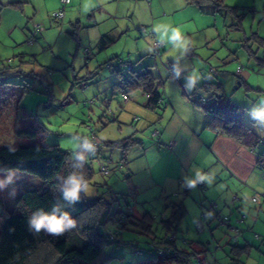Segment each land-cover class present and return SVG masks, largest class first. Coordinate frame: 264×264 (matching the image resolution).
I'll use <instances>...</instances> for the list:
<instances>
[{
    "label": "rangeland",
    "instance_id": "1",
    "mask_svg": "<svg viewBox=\"0 0 264 264\" xmlns=\"http://www.w3.org/2000/svg\"><path fill=\"white\" fill-rule=\"evenodd\" d=\"M10 2L25 4L21 8L4 6ZM164 3L172 14L164 20L157 21V26L162 31L175 27L182 29L189 38V45L187 51L173 53L171 46L167 45L165 50L164 44L161 55L155 57L151 39L142 36L139 30L144 25L149 34L155 32L157 26H152L150 21L143 23V20L135 19V28L131 27L124 37L119 39L117 34L123 30V25L116 21H104L96 12L95 20L88 17L91 14L89 7L79 10L75 5L68 6L65 13L67 17L57 21L53 16L61 8V3L55 0H0V74H2L0 77L8 78L11 84L7 86L12 95L17 94L18 92H15L23 86H32V90L23 98L20 110L28 112L34 120L46 126L41 136L33 138L17 135L9 123H4L0 127V146H30L43 143L59 145L63 150L76 152L84 140L89 141L94 135L100 141L119 140L129 137L134 132L135 138H150L152 131L147 124L148 119L142 114L136 115L137 119H135V113H127L128 109L124 112L119 106L120 103H125L120 87L113 88L114 81L118 79L113 72L114 69L119 67L120 62L128 61L136 72L149 68L154 76L160 77V81L164 82L159 88L162 94L167 91L171 95L179 93L183 96L185 93L189 97L192 89L189 91L187 86L192 81H195L196 85L222 82L225 90L219 107L226 105L233 109L244 108L245 123L264 140V122L253 115L254 111L264 110V66L259 64L261 63L259 60L250 57L244 46L248 44L253 53L258 52L257 57L260 60L264 59V47L260 45L261 40L256 39L257 35L264 39V0H225L227 7L216 12L209 3L204 4L203 7L189 4L185 0L182 2L168 0ZM79 11L82 12L80 15H78ZM78 19L82 27L92 23H97V26L76 30L73 24ZM35 25H40L41 31L33 38ZM75 31H78L80 37L79 46L78 41L71 37V33ZM110 31H114L112 34L115 38L117 36L116 42L100 52L98 43L101 37ZM155 40H157L156 36ZM116 57L121 58V61ZM172 64L184 73L180 81L171 72ZM127 70L128 66L122 69L123 74H126ZM212 70L218 71V75L211 78ZM93 74L95 77L87 81L85 86L82 82L83 78ZM240 78L245 79L252 89L240 86ZM76 80L81 83L76 85ZM92 86L100 88L101 91H96ZM106 86L114 89V95L111 94L109 97L112 100V108H104L107 115L104 120L102 103L107 97L104 94L100 97L99 93L104 92ZM112 113L117 114L116 120L113 119ZM75 145L79 147H74ZM259 149L263 150L264 147L260 146ZM106 151L111 153L108 148L104 152ZM113 152L115 155L110 162L109 175L103 176L100 173V163L106 159L92 160L96 171L95 183L101 185L107 183L112 189L100 187L105 191L101 190L97 195L96 191L99 189L91 184L90 194L86 195L89 199L104 195L112 200L117 197L113 191L128 194L126 178L130 173L127 168L121 171L120 150L114 149ZM26 177L36 179L42 186L38 178L16 172L11 183L18 187L15 192L23 190L28 182ZM202 182L205 183L203 180ZM195 186L201 187L197 181ZM202 190L205 192V189ZM256 194L258 193L254 195ZM202 195L205 196L203 193ZM147 196L146 199H143V195L140 198L136 192L134 196L136 198L130 202L137 218L143 219L148 213L154 218V236L149 237L131 227L124 229L120 243L109 244L106 247V254L113 258L106 264H143L147 258L136 253L135 248L147 252L153 249L151 237H154L157 243L164 236L160 223L172 212L169 206L171 200L156 199V195L152 193ZM252 196L248 197V200ZM189 198L194 199L192 196ZM10 199L11 201H6V204L8 209L13 210L16 204L12 197ZM237 201L246 207L249 205L247 199ZM211 203L220 207V203L213 199H204L201 202V206L204 204L202 209L196 203V208L188 206L190 211L193 209L200 211V219L198 221L192 219V212L187 215L179 227L175 241L177 245L182 246L186 240L194 242L203 240L205 243H200L203 245L199 249L190 246L185 249L188 252L198 250L197 259L203 264H233L230 257L231 245L228 243L234 235L228 231V228L219 225L213 227L215 233L213 239L206 224L210 216L205 220L203 213L201 214L205 212L207 215H215ZM116 207L115 205L114 209ZM123 208H125L124 204ZM126 211L128 214L133 213L132 208ZM242 214L247 215L245 212ZM125 216L128 215H123ZM199 225L201 228L203 226L205 231L199 230L197 227ZM241 244H244L243 239L239 241V245ZM197 259L193 260L192 264H198ZM248 259L244 257L241 260L242 264H253ZM150 264L178 263L155 260Z\"/></svg>",
    "mask_w": 264,
    "mask_h": 264
},
{
    "label": "crops",
    "instance_id": "2",
    "mask_svg": "<svg viewBox=\"0 0 264 264\" xmlns=\"http://www.w3.org/2000/svg\"><path fill=\"white\" fill-rule=\"evenodd\" d=\"M55 1L60 3V0ZM165 1L167 2L168 0H72L69 6L75 5V8L79 10L89 7L91 14L88 17L94 20L96 12L102 16L101 18L104 21H116L121 23L123 25V30L121 32L119 31L117 34L118 38L121 39L131 27L135 28V19H137V21L143 20V23H148V21H150L152 26L156 27L157 21L164 20L168 16H171L172 12L167 10V6L164 3ZM179 1L182 2V0ZM185 2L195 4L191 2V0H185ZM14 3L20 4V8L25 4L24 2ZM10 4H12V2L4 6L9 7ZM80 13L82 12L79 11L78 15H80ZM73 26L76 30L86 29L96 27L97 23L82 27L78 19ZM112 33H114V31H110V33L101 37L98 43V50H100V52L109 48L116 42L115 39H117V36L115 38ZM152 33L153 35L149 36V38L153 42L156 33L154 31H152ZM103 38H106L105 45H101V40ZM166 48L167 44H165V50ZM116 58L121 61V58ZM123 63L128 64L127 66L135 71L133 65L129 61ZM149 70L151 71V69ZM175 71L180 72L182 75L184 74L177 69L175 64H172V74H175ZM114 74L118 79L114 81L113 88L117 86L118 80H120L119 76L116 73ZM1 75L2 74H0V76ZM182 75H180V78L176 76L179 81ZM91 76L92 75L88 77ZM86 78H83L82 82L86 81ZM0 81V127L4 123H9L17 134L16 120L19 116L18 104H22L23 98L27 93L24 94V90L21 88L15 92H18L17 94L12 95L7 86V84L10 83L8 78L0 77ZM77 81L79 80H76L75 83H81ZM162 83L164 84V82ZM239 83L240 86H246L252 89L245 79L240 78ZM84 84L87 86L86 82H84ZM92 87H94L96 91L98 90V92L101 91L100 88L95 86ZM113 88L110 89L106 86L104 92L99 93L100 97H102L103 94L107 97L102 103V118L104 120L107 117L104 108H112V100L109 97L111 94L114 95ZM119 90L122 91L121 87ZM128 97V101H124V104L123 102L122 104L120 103L119 106H121L123 111L128 109V111L126 110L127 113H135V119H137L136 115H144L148 119L147 124L151 127L150 130L152 131L150 138L147 139L135 138V132L129 136L140 140V143L128 151L124 161L123 151L118 149L121 152V171L123 168H127L139 197L142 198L143 195L145 197H143V199H146L148 198L147 194L152 193L156 195L155 198L159 200L162 198L171 201L183 200L187 215L192 212V219L196 221L200 219V211L198 209L190 211L189 205L192 208H196V203L202 209L204 208V204H202V207L201 202L204 199L218 201L220 207H217L215 215L211 216L209 214L207 215L205 212H201L205 220L210 216V218L206 220V222H208L206 224H208V230L212 238L215 239L213 227L219 226V215L229 216L232 225H237L239 228H244L245 226V228L243 229L242 236H240L238 240H234L235 233L229 226H223L228 228V231L234 235L231 242L228 244H239V241L243 239L244 244L240 246L250 244L257 248V250L254 249L251 251L248 260L250 262L252 261L253 264H264V203L255 206L248 200V197L255 193H262V202H264V172L258 168L257 164L258 152L260 149L255 151L250 150L240 142V131H227L220 121H212L211 114L205 110L204 106L197 105L199 96L189 98L185 93H183V96L179 93L171 95L165 91L164 94L161 93L159 106L155 110H150L147 107L149 97L143 92H130L128 93ZM199 103L203 104V101ZM112 117L116 120L117 114L112 113ZM94 137L95 139H93V137L91 139L95 149L92 156L98 160L106 159L109 162H111L113 155H115L113 152L114 149L104 146V144L129 138L100 141L96 135H94ZM96 144H98L99 147H97ZM106 148L111 150V153L107 151V153L104 152ZM104 155L109 156L106 157ZM198 174L206 177V179L203 180L205 182L204 187L201 186L197 188L195 184H189V181L196 180ZM6 175V173L0 172V180L4 179ZM25 179L28 182L25 184L23 190L15 192L16 189L18 190V187L14 186V184H8L4 188H0V195L5 202L8 200L11 201L10 197H12L16 204L19 195L24 191L43 186L32 177H26ZM199 181L202 180H197V183ZM95 186L99 189L96 191L97 195H99L101 190L105 191V189H101L100 187L103 188V186H105V188L112 189L109 188L110 186L107 183L103 185L96 183ZM191 189L192 191H190ZM202 189H205V192H203ZM113 193L121 194L114 191ZM202 193L205 194V198L202 197ZM189 196H192L194 199H190ZM239 199H241V201L247 199L249 205L246 207L240 204L241 202L237 201ZM132 209L133 215L135 216L136 212L134 207ZM244 212L247 213V218L243 223H239L241 214ZM203 228L202 226V229ZM256 234L260 235L262 240H258L255 237ZM184 242L182 246L177 245L178 248L186 250L185 247L190 246V248L195 247L199 249V247L203 245L200 244L203 240L202 242L189 240ZM183 244L185 246H183ZM194 252L198 253V250H194ZM231 262L235 264L232 259Z\"/></svg>",
    "mask_w": 264,
    "mask_h": 264
},
{
    "label": "trees",
    "instance_id": "3",
    "mask_svg": "<svg viewBox=\"0 0 264 264\" xmlns=\"http://www.w3.org/2000/svg\"><path fill=\"white\" fill-rule=\"evenodd\" d=\"M192 2L200 7L209 3L213 5L215 12L227 7L225 0H192ZM19 5L17 3L10 4L13 7H19ZM71 37L78 41L77 45L79 46L78 31L72 32ZM256 39L261 40L260 45L264 47V39L259 38L258 35ZM105 44L106 38H103L101 45ZM244 46L250 57L259 60L261 62L259 64L264 66V59L260 60L257 57L258 52L257 54L253 53L248 44ZM129 68L128 66L126 74H123L122 69H114V73L119 76L120 80H128L124 87L126 93H145L149 97L147 107L150 110L157 109L161 100L159 88L163 85L160 78L154 76L149 68L141 72ZM175 74L178 78L182 75L177 71ZM94 77L93 74L84 82L92 80ZM117 86L121 87L120 82ZM192 89L189 98L199 96L198 101H203V104L197 101V105L204 106L205 110L211 114L212 121H220L227 131H240V142L250 150L255 151L260 146L264 147V140L259 138L253 129L245 123L244 108L233 109L226 105L219 107L225 90L222 82L195 85ZM23 90L26 94L32 88L28 89L27 86H23ZM20 109L19 103V116L16 120L17 135L33 138L41 136L43 130H46V126L34 120L28 112H21ZM85 142L84 140L76 152L63 150L59 145L43 143L30 146L0 147V169H11L15 172L30 174L38 178L43 185L41 188L26 190L20 194L13 210L8 209L6 202L0 195V264H106L113 259L106 254V247L109 244H119L124 229L131 227L140 230L149 237L154 236L155 220L149 213L140 219L135 217L133 213L128 214L126 211L133 208L130 200L136 198H134L136 187L130 176L126 178L128 194H117V197L112 200L107 199L104 195L89 199L83 192L80 195V200L75 203H69L63 199L64 180L71 174L83 176L90 185L96 184V171L92 165V160L95 157L92 156L93 151H86L83 148ZM87 142L93 145V141ZM139 143L140 140L129 137L121 141L107 142L104 146L122 150L124 161L128 151ZM80 154L86 157L84 161L78 158ZM257 164L258 168L264 172V149L258 152ZM57 203L61 212L70 213L76 222V226L60 236H53L43 231L39 234L31 232L28 228V218L32 212L39 208L51 212L52 206ZM123 204L125 208H123ZM115 205L117 206L116 209H114ZM169 206L172 208L170 216L160 223L164 232L160 241L155 243L156 239L151 237L153 249L147 252L135 248L136 253L146 256L147 259L143 264H150L155 260L192 264L193 260L197 259L198 253L178 248L175 241L179 227L187 216L183 200L171 201ZM126 214L128 216L123 217ZM171 236L175 239L170 242ZM229 245H231L230 257L235 264H242L241 260L244 257L249 258L251 251L257 250L250 244L244 246ZM160 250H164L162 255H158ZM201 264H203L202 261Z\"/></svg>",
    "mask_w": 264,
    "mask_h": 264
},
{
    "label": "clouds",
    "instance_id": "4",
    "mask_svg": "<svg viewBox=\"0 0 264 264\" xmlns=\"http://www.w3.org/2000/svg\"><path fill=\"white\" fill-rule=\"evenodd\" d=\"M156 39L160 44L170 45L173 53L187 51L189 45V38L184 34L182 29L175 27L171 29H164L163 31L159 26L155 28ZM149 50H151L149 48ZM195 86V81L189 83L188 90L190 91ZM253 115L260 121L264 122V110L254 111ZM74 147H79L75 145ZM83 148L86 151H94V146L85 142ZM81 161H84L86 157L80 154L78 157ZM82 166V165H81ZM2 172H6L5 179L0 180V188H4L6 185L13 183V177L16 172L11 169H0ZM206 177L197 175L196 180L189 181L190 185H194L197 180H204ZM90 184L85 181L83 176L77 174H71L64 180L63 186V199L69 203H75L80 200L81 193L85 195L90 194ZM15 191V189H14ZM76 226V222L72 219L70 213L61 212L59 204L52 206V211H45L43 208H39L28 218V228L34 234H39L41 231L53 235L60 236L65 232H69Z\"/></svg>",
    "mask_w": 264,
    "mask_h": 264
},
{
    "label": "built area",
    "instance_id": "5",
    "mask_svg": "<svg viewBox=\"0 0 264 264\" xmlns=\"http://www.w3.org/2000/svg\"><path fill=\"white\" fill-rule=\"evenodd\" d=\"M60 3H61V8L53 16L54 19L57 20V21H60V20H62L64 18L65 13H66V9L71 4V0H61ZM139 30H140L142 36L149 37V36L153 35L152 32L149 34L148 29L146 27H144V26L141 27ZM40 31H41L40 25H35V31L33 32V38H35ZM152 45H153V48H154V56L155 57L160 56L161 53H162V50L164 49V44H160L158 42V40L154 39V41L152 42ZM117 68L118 69H123V68H125V64L123 62H120V65ZM217 72L218 71L212 70L211 73H210L211 78L217 76L218 75ZM127 82H128L127 79L120 80L121 90H122L120 93L122 94L123 99L125 101H128V98H129L128 94L126 93V90L124 89V87H125ZM27 87H28V89L32 88L31 85H27ZM93 139H95L94 136H93ZM96 146L99 147L98 144H96ZM110 172H111V170H110V162L109 161L108 162L101 161V163H100V173H101V175H103V176L109 175ZM198 184L200 186L204 185V183L202 181H199ZM262 199H263V195L256 194V195L252 196L249 201H250V203H252L254 205H260L262 203ZM211 209L213 210L214 213H216L215 210H217V205L215 203H211ZM246 218H247L246 215L242 214L241 218L239 220V223H243L246 220ZM219 225L220 226H229L230 229L235 233L234 240H238V237L242 233V229H240L237 225H232L231 224L230 218L228 216L219 215ZM198 229L199 230L202 229L200 227V225L198 226ZM255 237L258 240H262L261 237L259 235H257V234L255 235ZM174 239L175 238L173 236H171L169 238V241L171 242ZM158 253H159L158 255H162L164 253V250H160ZM198 263L201 264V261L198 260Z\"/></svg>",
    "mask_w": 264,
    "mask_h": 264
}]
</instances>
